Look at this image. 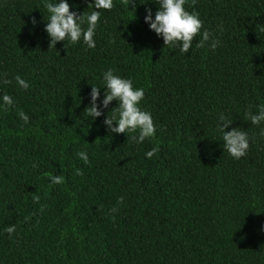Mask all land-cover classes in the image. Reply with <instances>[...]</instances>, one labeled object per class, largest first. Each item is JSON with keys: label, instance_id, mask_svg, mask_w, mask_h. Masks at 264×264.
<instances>
[{"label": "trees", "instance_id": "trees-1", "mask_svg": "<svg viewBox=\"0 0 264 264\" xmlns=\"http://www.w3.org/2000/svg\"><path fill=\"white\" fill-rule=\"evenodd\" d=\"M44 4L0 0V96L14 101L0 102V264H264V122L248 115L264 104V0H185L203 21L187 53L144 23L154 0L100 9L92 49L49 47ZM107 69L144 89L152 137L89 119ZM221 113L250 137L240 159L223 149Z\"/></svg>", "mask_w": 264, "mask_h": 264}, {"label": "clouds", "instance_id": "clouds-1", "mask_svg": "<svg viewBox=\"0 0 264 264\" xmlns=\"http://www.w3.org/2000/svg\"><path fill=\"white\" fill-rule=\"evenodd\" d=\"M158 5V10L153 14L151 8H145L144 23L148 25L150 31L154 32L158 38H162L163 44L178 47L181 53H187L194 37L200 33L203 21L195 11H188L185 8V0H154ZM132 4L135 10V0H127V7ZM93 10L85 13H78L70 10L68 0H45L44 7L47 10V18L44 24V32L49 38V47L60 41H68L71 43L81 42L87 48H95L94 40L97 23L100 19V9L110 10L113 7V0H92L88 4ZM33 27L36 26L35 18L31 21ZM87 27H84V25ZM200 45L209 41L210 33L205 30L202 34ZM219 41L212 39L208 45L211 49H215ZM16 83L22 89H28L29 84L19 75L14 77ZM103 87L91 85L89 96V105L85 108L90 120L95 121L98 117L104 116L102 124L105 130L110 133L120 134L126 132H136V136L131 137L137 143L143 142L146 138L155 134L156 126L150 112L141 108L140 102L144 98V89L135 87L130 78H125L114 74L112 69H107L102 76ZM7 82V81H6ZM101 89L103 96L101 98ZM115 100L117 106L105 115L103 109H107L109 104ZM0 102L3 105L11 106L14 101L11 96L5 94L0 96ZM258 110L255 114L249 113V118L253 125L264 122V104L257 106ZM26 120L27 116L21 114ZM218 130L221 133L223 141V149L235 159H240L246 154L249 148L250 137L248 133L240 128H230L232 121L221 113L218 116ZM230 130H226L229 129ZM264 134V130H262ZM157 149H152L146 153L147 157H151ZM78 157L87 161L86 152H78ZM35 166V165H34ZM52 183L57 184L63 181L61 176H53L49 174ZM38 199V198H37ZM264 231V225H261ZM9 234L15 231L14 226L5 229Z\"/></svg>", "mask_w": 264, "mask_h": 264}]
</instances>
